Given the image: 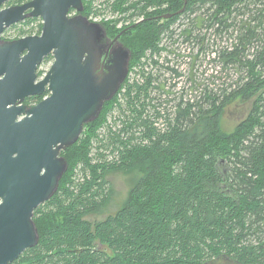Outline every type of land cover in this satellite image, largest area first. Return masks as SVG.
Wrapping results in <instances>:
<instances>
[{
    "label": "trees",
    "instance_id": "trees-1",
    "mask_svg": "<svg viewBox=\"0 0 264 264\" xmlns=\"http://www.w3.org/2000/svg\"><path fill=\"white\" fill-rule=\"evenodd\" d=\"M28 1L9 0L8 5ZM106 4L124 18L161 7L172 16L149 20L150 12L144 21L121 29L103 24L106 37L122 32L118 39L131 53L128 70L137 66V74L116 105L117 116L105 121L114 99L104 103L80 139L62 151L67 171L52 198L34 212L39 241L13 264H264V45H258L264 36V0ZM83 5L82 15L88 17L91 10L84 0ZM233 14L247 18L232 21ZM179 15L184 18L177 21ZM175 24L183 27L181 44L196 42L200 53L205 31L228 34L231 47L213 49L212 61L244 67L245 78L193 99L191 90L166 84L164 99L152 102V66L163 65L157 54L166 50L162 41L172 40ZM184 55L180 78L186 71ZM188 80L196 93L197 84ZM42 98L29 97L26 104ZM233 104H250V110L226 131L223 115ZM111 172H136L137 179L114 214L91 223L85 218L100 212L109 198L105 178Z\"/></svg>",
    "mask_w": 264,
    "mask_h": 264
},
{
    "label": "water",
    "instance_id": "water-1",
    "mask_svg": "<svg viewBox=\"0 0 264 264\" xmlns=\"http://www.w3.org/2000/svg\"><path fill=\"white\" fill-rule=\"evenodd\" d=\"M8 2L0 0V264H13L37 245L34 212L52 198L67 171L61 153L118 93L131 57L128 49L104 45L103 25L82 15V0L4 7ZM28 18L42 20L40 34L2 39L6 29ZM29 97L43 98L28 106Z\"/></svg>",
    "mask_w": 264,
    "mask_h": 264
},
{
    "label": "rangeland",
    "instance_id": "rangeland-1",
    "mask_svg": "<svg viewBox=\"0 0 264 264\" xmlns=\"http://www.w3.org/2000/svg\"><path fill=\"white\" fill-rule=\"evenodd\" d=\"M84 3H87L89 9L93 11V9H95V7H97L98 5L106 4V0H84ZM10 6H14V4L8 5V3H6L4 5V7ZM232 18H234L232 21H245L247 18V14H244L243 17L233 14ZM31 19L34 20L28 24L19 23L6 29L2 35V39L6 38V41H9L15 40L16 38L19 39L26 36L37 35L36 32L39 28V25L42 24V20L40 18ZM200 20L201 17L196 16V21ZM182 28H176L175 24L173 28L175 32L173 34L172 40H166L165 38L163 39L162 45L166 48V50L162 51L159 55V62L161 61L162 64H165V62H163V59H167V61L169 62L168 65L176 69V65L178 64L177 56L179 58V61H181L180 55L182 56V51L186 53L184 55V57H186V60H188L184 65L186 71L184 72V75L182 76L178 87H184L186 92L188 90H191V99L195 98V96H199V94L203 93L204 91L215 92L219 91L222 88H229L230 86L234 87L239 77L245 78L246 69L244 67H238L237 65L231 64L223 66L221 63L212 61L213 49L231 47V40L228 34L221 35L220 37L214 35L212 31H205V38L203 42L205 46L203 48V51L200 53L198 49L199 46L196 42L194 44H191V42L187 44H181V37L179 36V32L180 30H182ZM21 31H24V33H21ZM199 33H202L204 35V31H200ZM258 45H264V36L261 38V41L258 42ZM253 47L256 48V46ZM250 52H253V49H251ZM51 62L52 59L50 61H46V59L43 61L37 72L39 78L43 77L44 74L48 71ZM147 63L148 60L146 61V64ZM189 77H192L195 84H197V91L195 90L196 93L194 92V84L192 83V81L188 80ZM164 79L166 78L164 77ZM123 92L124 91L120 89L118 95L113 98L114 100L112 99L113 102L111 104L110 110L106 114L107 116L105 117V121L109 120L113 116H117L116 112L118 111V109L116 105L120 102L119 98ZM249 110L250 104H233L232 106L228 107L225 110L222 119L223 130H232L233 127L247 115ZM98 140L93 144L91 155L96 154V146L98 145ZM136 179V172L109 173L105 178V192H107L108 190L107 193H109V198L107 199L106 204L100 212L91 214L85 219H87L91 223H95L103 220L109 215L114 214L124 203L125 199L127 198L128 191ZM262 229L264 231V223L262 225ZM253 243L255 244L256 242L253 241Z\"/></svg>",
    "mask_w": 264,
    "mask_h": 264
},
{
    "label": "flooded vegetation",
    "instance_id": "flooded-vegetation-1",
    "mask_svg": "<svg viewBox=\"0 0 264 264\" xmlns=\"http://www.w3.org/2000/svg\"><path fill=\"white\" fill-rule=\"evenodd\" d=\"M150 12H151V16L152 17L151 16L149 17ZM132 13L133 12H131L130 15ZM72 14L75 15L76 13L73 12ZM165 15H169V14L165 13L164 7H161V8H150V9H147L146 13L141 15V16H131V17H129L127 19V21H125V23H126V26H128L129 24H131V25L133 24L134 25L136 23L144 21L147 17H149V18H147L149 20L152 19V18H154L155 20H158V18H159V21H163V20L168 19V18H166V19L163 18ZM183 18H184V15H179V17L177 18V21H180ZM136 21H138V22H136ZM120 34H122V32ZM113 39L114 38H109V37L105 36V38L103 39L104 45H106L107 47H111V48L117 47V46H121V47L127 49V47L125 45H123L122 42L119 41L120 39H117V41L112 43ZM187 43H189V42H187ZM160 54H161V52L159 54H157V58H159ZM163 62H165V64H163L162 66H159V64L158 65L157 64H155V65L153 64V66H152L153 67L152 73H154V75L151 74L152 75V79H151V85H150L152 102H160L161 99L162 100L164 99L163 96H164L165 91H166V84H167V86H170L171 88H177L179 83H180V80H181L180 74L178 72V69L177 68L174 69L172 66H169L168 65L169 62L167 61V59H163ZM160 64H162L161 61H160ZM167 67H169L170 69H167ZM132 69H133V67L131 68V70ZM164 77L165 78L168 77V83L166 82V79H164ZM116 95H118V93ZM26 99L24 100V104L25 105L31 106V105L37 104V102H35V101H31L30 104H26Z\"/></svg>",
    "mask_w": 264,
    "mask_h": 264
},
{
    "label": "built area",
    "instance_id": "built-area-1",
    "mask_svg": "<svg viewBox=\"0 0 264 264\" xmlns=\"http://www.w3.org/2000/svg\"><path fill=\"white\" fill-rule=\"evenodd\" d=\"M87 18L90 22H93V23H98L101 25H103L104 23H111V24H115L114 26L116 28H120L125 23L124 19H125V21H127L129 16H126L124 18V13L121 14L118 11H113L110 6H108L107 4H103V5H98L97 7H95V9H93V11H91L89 13V16ZM136 22H138V21H136ZM184 54H186V53L184 52ZM177 61H178V64L176 65V68L178 69L179 62H180L178 56H177ZM186 61H188V60H186V57H185V60H184L185 64H186ZM136 72H137V66L133 67L132 70H128V75L126 77V80L124 81V83L122 84L120 89H122L125 92L127 90V88L129 87V85L133 84V81H134L135 76L137 74ZM119 91H118V93H119ZM124 92L121 94V96L119 98L120 102H121V98H122V95L124 94ZM107 121H108V123H110L112 121V119L110 118Z\"/></svg>",
    "mask_w": 264,
    "mask_h": 264
}]
</instances>
